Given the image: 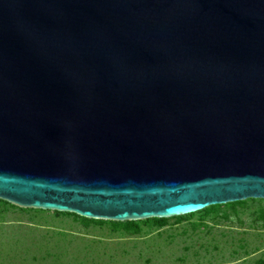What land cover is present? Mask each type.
<instances>
[{"label": "water", "instance_id": "obj_1", "mask_svg": "<svg viewBox=\"0 0 264 264\" xmlns=\"http://www.w3.org/2000/svg\"><path fill=\"white\" fill-rule=\"evenodd\" d=\"M264 198V0H0V199L129 221Z\"/></svg>", "mask_w": 264, "mask_h": 264}, {"label": "rangeland", "instance_id": "obj_2", "mask_svg": "<svg viewBox=\"0 0 264 264\" xmlns=\"http://www.w3.org/2000/svg\"><path fill=\"white\" fill-rule=\"evenodd\" d=\"M240 201L132 232L0 199V264H264V198Z\"/></svg>", "mask_w": 264, "mask_h": 264}, {"label": "trees", "instance_id": "obj_3", "mask_svg": "<svg viewBox=\"0 0 264 264\" xmlns=\"http://www.w3.org/2000/svg\"><path fill=\"white\" fill-rule=\"evenodd\" d=\"M240 202H241V201L238 200V201L227 202V203L233 205V204H239ZM220 205H223V204L209 205V206H207V207H205V208H203V209H201V210H198V211H196V212H201V211H204L205 209H209V208L212 209V208H214V207H218V206H220ZM192 213H194V212H191V213H188V214H184V215L173 216V218H177V219H179V218H182V217H184V216L190 215V214H192ZM167 219H168V218L152 217V218L144 219V221H153V222L156 223L157 225H163V224L166 222ZM98 221H102V220H98ZM138 221H139V220H129V221H123V222L110 221V222H112V223H121V224H123L124 228H125L127 231L136 232V231H137V228H138V224H137Z\"/></svg>", "mask_w": 264, "mask_h": 264}]
</instances>
